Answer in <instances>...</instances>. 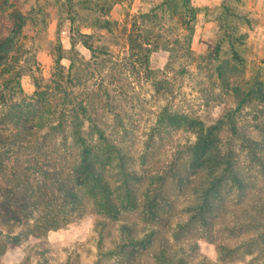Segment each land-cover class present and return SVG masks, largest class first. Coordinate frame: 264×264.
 <instances>
[{"label": "rangeland", "instance_id": "1", "mask_svg": "<svg viewBox=\"0 0 264 264\" xmlns=\"http://www.w3.org/2000/svg\"><path fill=\"white\" fill-rule=\"evenodd\" d=\"M65 96L72 98L62 104ZM72 123L87 131L86 141L98 142L94 126L107 129L138 170L151 161L169 170L195 148L198 129L211 131L202 137L215 143L205 176L183 166L181 180L169 175L161 187L159 240L149 249L127 244L131 257L119 250L124 223L138 237L149 230L144 205L115 220L78 209L43 235L35 214L21 210L12 173L24 170L33 183L46 178L26 156L35 147L45 169L51 155L77 162L83 148ZM203 212L217 241L239 250L204 237ZM237 217L249 224L238 226ZM163 247L170 259H157ZM133 259L129 264H264V0H0V264Z\"/></svg>", "mask_w": 264, "mask_h": 264}, {"label": "trees", "instance_id": "2", "mask_svg": "<svg viewBox=\"0 0 264 264\" xmlns=\"http://www.w3.org/2000/svg\"><path fill=\"white\" fill-rule=\"evenodd\" d=\"M129 44L132 46L131 36ZM85 45L91 52V57H96L95 49L90 45ZM68 59L71 60L70 65H74L72 59ZM86 64L89 66L87 61ZM71 98L65 96L62 104L69 103ZM63 126L59 125L60 129L58 132L63 131ZM70 127L73 132L72 136L75 137L83 148L78 151L79 157L77 162H73L75 158L73 160H67L65 156L55 157L54 155L52 157L51 155L47 164L48 169H45L44 164L39 161L41 155L44 153L38 152V148L35 147L36 151H34V154L26 150V156L34 159L33 163L35 167L41 170L44 175L46 174V178L39 183L35 181L33 183L29 180L24 170H20V172L14 171L12 173L10 181L12 184H16V186L20 185L15 190L18 192V195L22 196L23 201H25L21 205V210L28 212V216H33V213L35 214L33 219H37V221L34 224V228L36 232L43 235L47 231L56 230L67 224L69 219H71V214L78 209L81 215L87 212H94L95 214H101L106 218L115 220L123 213L137 210L144 205L149 216L145 220L150 225L148 226L149 230L142 237H138L137 228L132 223H124L121 226L120 231L124 236L122 241L125 242L119 250L123 251L126 257H131L134 252L129 250L127 244H132L134 248L145 247L149 249L150 244L153 245V241L159 240L160 229L158 219H161L159 218L161 214L159 213V209H161L159 202L163 201L161 187L166 184L168 176L178 177L177 180H181L179 175L180 168L187 166V169L194 172V174L196 172L201 177L202 175L204 177L205 170L212 168L214 163V161H209V158L211 153L210 148H212L211 145L215 146V143L212 140H208L207 137L202 138L204 135L211 136V131L205 134L201 128L197 130L199 137L195 143V148L191 147L186 157L177 158L170 163L169 170L163 169L160 171L158 163L152 161L149 162L151 165L150 169H136L134 167V157L124 148L122 143L117 144L112 139L106 137L107 129L104 127L97 128L94 126L98 131V142L92 140L86 141L85 135L88 134H86L87 131L85 133L82 131V125L79 127V124L75 125L72 123ZM198 127L199 125L196 128ZM151 129L155 130L153 132L159 137V127H152ZM17 139L22 140L23 135L18 136ZM52 154H54V151H52ZM112 157L116 159L114 164ZM15 158L19 159L21 157L18 153H15ZM36 168L35 171L38 172ZM153 175L155 176L151 179L150 188L141 196V187H144L145 181ZM25 182H28L30 189L27 185H24ZM204 190L206 194L209 187H204ZM202 201L207 209L211 208V202L207 198L202 197ZM70 205H74V207L70 209ZM204 212L203 218L200 217L204 237L208 241L215 242L217 241L218 233L213 230V225L205 218ZM244 213L251 216L247 210ZM239 220L236 221L238 226L248 223L247 219H241L243 220L242 222ZM251 220L253 224H258V222H255V219H250L249 222ZM127 221L129 222V220ZM179 227L182 226L180 225ZM225 228L234 231L236 226ZM252 240L253 238L248 241H243L239 245L251 242ZM217 242H219L217 245L222 243L220 239ZM221 245H223L221 247H226L227 249L230 246L224 242ZM239 249L240 247L238 246L228 251L235 250L236 252ZM168 252L169 250H165L163 247L156 255L157 259H170L171 254H168ZM134 260L127 261L126 264L130 262L135 263ZM119 264L125 263L122 262Z\"/></svg>", "mask_w": 264, "mask_h": 264}]
</instances>
